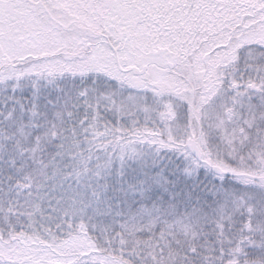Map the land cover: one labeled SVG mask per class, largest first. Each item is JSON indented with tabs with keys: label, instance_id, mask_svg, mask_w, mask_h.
Segmentation results:
<instances>
[{
	"label": "snow or ice",
	"instance_id": "obj_1",
	"mask_svg": "<svg viewBox=\"0 0 264 264\" xmlns=\"http://www.w3.org/2000/svg\"><path fill=\"white\" fill-rule=\"evenodd\" d=\"M0 264H264V0H0Z\"/></svg>",
	"mask_w": 264,
	"mask_h": 264
}]
</instances>
